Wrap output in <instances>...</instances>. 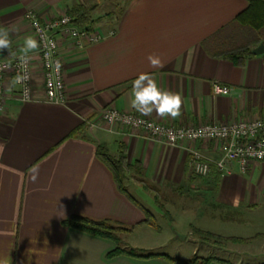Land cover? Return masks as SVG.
<instances>
[{"label":"crops","instance_id":"crops-1","mask_svg":"<svg viewBox=\"0 0 264 264\" xmlns=\"http://www.w3.org/2000/svg\"><path fill=\"white\" fill-rule=\"evenodd\" d=\"M81 4L89 5L86 0H0V29L9 30L11 41L0 53L22 54L25 37L37 41L26 18L29 10L43 22ZM94 5L93 18L109 14L95 24L103 39L83 48L69 39L60 41L66 101L44 100L38 64L37 100L10 97L0 113V264H187L188 258L178 262L158 255L108 257L116 242L67 223L74 216L111 220L132 232L149 224L150 211L119 189L100 148L115 156L125 152L128 162L137 164L138 175L175 211L209 216L216 211L226 222L238 213L264 211V160L253 162L245 173L235 162L229 172L212 165L207 176H198L190 166L192 151L218 159L222 151L215 143L182 141L170 146L143 130L117 126L112 131L100 118L107 106L138 113L131 108V89L140 73H150L161 89L182 97L178 118L153 112L145 116L150 119L189 125L264 116V53L253 52L264 39L236 21L248 1L122 0L104 15H98L99 5ZM28 54L39 61L38 48ZM150 54L158 56L163 67H152ZM215 82L231 92L215 95ZM92 121L98 126L91 127ZM32 168L38 169L35 182ZM132 172L136 175L137 169ZM132 180L127 178L126 187ZM125 243L129 246L128 239ZM207 257L225 261L209 264H244L242 259L234 263Z\"/></svg>","mask_w":264,"mask_h":264},{"label":"built area","instance_id":"built-area-1","mask_svg":"<svg viewBox=\"0 0 264 264\" xmlns=\"http://www.w3.org/2000/svg\"><path fill=\"white\" fill-rule=\"evenodd\" d=\"M26 18L30 20L39 44V61L28 54L27 73L30 78L24 82L15 83L17 76L24 74L20 59L23 54L4 56L0 53V113L4 111L6 101L10 97L21 102L37 100L34 91V71L38 64L43 70L44 100L50 103H64L66 84L60 57V41L69 39L75 47L83 48L87 44L101 41L104 36L98 29L89 30L76 25L69 14L42 22L34 11L29 10ZM113 34V31L109 32V35ZM213 92L215 95L229 94L231 88L215 82ZM100 118L112 131L117 126L132 131L143 130L150 138L163 141L170 146L182 141L215 143L222 151L218 159L207 158L199 150L192 151L190 166L194 174L198 176H207L212 165L221 172H229L235 162L239 164L241 172L245 173L253 162L264 160V116L232 119L222 123L207 121L198 124L173 125L135 112L107 106L102 110ZM131 121H137V123ZM89 124L95 127L99 123L92 121Z\"/></svg>","mask_w":264,"mask_h":264},{"label":"rangeland","instance_id":"rangeland-1","mask_svg":"<svg viewBox=\"0 0 264 264\" xmlns=\"http://www.w3.org/2000/svg\"><path fill=\"white\" fill-rule=\"evenodd\" d=\"M86 1L89 5L98 4L97 14L104 15L109 7L118 6L117 3L122 0ZM246 30L264 39V28L256 30L248 27ZM134 181L127 182L128 190L147 207L151 215L147 227L135 230L128 236L130 249L140 254H168L176 259L215 256L234 263L242 259L244 264H264V211L250 215L238 213V217L229 222L224 221L216 211L210 216L204 213H181L158 198L155 191ZM200 225L228 230H199ZM202 231L214 234V237L208 239ZM217 236L221 237H218L220 242ZM231 237L250 240L235 243L222 239Z\"/></svg>","mask_w":264,"mask_h":264},{"label":"trees","instance_id":"trees-1","mask_svg":"<svg viewBox=\"0 0 264 264\" xmlns=\"http://www.w3.org/2000/svg\"><path fill=\"white\" fill-rule=\"evenodd\" d=\"M248 1V7L242 11L237 17L236 21L240 24L256 29L261 30L264 28V0H247ZM96 5L89 6V5H76L73 6L69 10V15L73 17V21L76 25L80 27L87 28L89 30L95 29V24L101 21H105L107 19V15L99 18H93V11L96 9ZM237 55V54H236ZM234 57V55L230 56ZM74 133L70 134L72 136ZM99 155L102 158V160L112 169L115 175L116 182L118 184L119 189L125 193L132 201L135 202V199L131 196V194L128 192V189L126 187V180L128 177H132L136 182L141 183L144 187L151 189L153 191L158 190L155 186L150 184L143 175L139 176V168H137V164H131L128 162V156L125 154V152H122L120 155L115 156L110 154L107 150L104 148H100ZM139 167V166H138ZM136 175L133 174V170H136ZM144 173L143 171H141ZM147 218L146 222L150 224V215L149 212H146ZM71 227L81 230L83 232L110 239L116 242L117 246L116 249L111 251L108 254V257H115L120 254H128L133 255L137 257H143V258H149L152 256H163L169 260L172 261H178L182 262L183 260L176 259L171 257L168 254H140L137 253L135 250L130 249L128 246H126V239L132 232V228L124 225L120 222H114L111 220H102V221H96L91 220L84 217L74 216L67 222ZM203 236H207L206 238L211 239L214 237V234H209V232H203ZM217 236V240L220 242L221 237ZM226 239L235 243L238 242H245L250 239L245 238H237V237H231V238H222ZM212 260H219L218 258L213 257H198L194 256L193 258L185 260L187 264H209ZM220 262H225L224 260H219Z\"/></svg>","mask_w":264,"mask_h":264},{"label":"clouds","instance_id":"clouds-1","mask_svg":"<svg viewBox=\"0 0 264 264\" xmlns=\"http://www.w3.org/2000/svg\"><path fill=\"white\" fill-rule=\"evenodd\" d=\"M16 30V29H12ZM11 41L9 39V30L0 29V52L10 48ZM39 47L35 38L25 37L24 45L20 51L23 54L21 59V67L24 68V74L18 75L15 83H21L28 80L30 77L27 73L28 53L36 50ZM149 63L152 67H163L158 56L150 54L148 56ZM27 93V89H25ZM131 108L142 116H151L153 112L158 117L178 118L181 115L182 97L179 93L171 90L161 89L154 77L150 73H140L132 82L131 89ZM131 120V118H129ZM137 123V121H131ZM158 130V129H157ZM0 147V153H2ZM31 180L35 182L38 179V169L30 170Z\"/></svg>","mask_w":264,"mask_h":264},{"label":"water","instance_id":"water-1","mask_svg":"<svg viewBox=\"0 0 264 264\" xmlns=\"http://www.w3.org/2000/svg\"><path fill=\"white\" fill-rule=\"evenodd\" d=\"M256 54L264 53V43H261L258 47L253 50Z\"/></svg>","mask_w":264,"mask_h":264}]
</instances>
